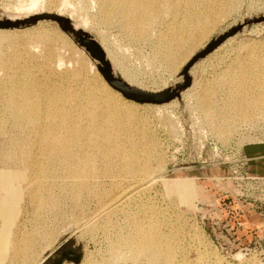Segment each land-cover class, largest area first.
Returning <instances> with one entry per match:
<instances>
[{"label":"rangeland","instance_id":"374dc122","mask_svg":"<svg viewBox=\"0 0 264 264\" xmlns=\"http://www.w3.org/2000/svg\"><path fill=\"white\" fill-rule=\"evenodd\" d=\"M30 1L0 0V264H35L42 254L40 264H50L67 248L84 252L80 264H152L149 254L133 259L124 245L133 217L161 224L177 260L187 264H216L215 256L224 264H264V179L247 178L253 175L242 160L245 148H264V0H199L196 7L211 15L209 28L185 33L181 47L176 28L189 14L173 15L166 2L147 34L135 37L115 6L108 17L102 0H39L36 13L16 10ZM56 15L85 22L127 84L157 94L177 90L180 98L124 96ZM196 29L195 23L187 28ZM168 38L176 43L171 56ZM25 71L44 94L60 88L63 106L87 133L98 126L95 142L90 134L80 142L88 188L76 185L79 163L68 167L31 126L17 125L8 91ZM189 76L192 84L179 87ZM91 113L99 114L98 124ZM154 150L159 158L148 162ZM133 184L140 186L132 198L113 213L101 212L107 199Z\"/></svg>","mask_w":264,"mask_h":264},{"label":"bare ground","instance_id":"6f19581e","mask_svg":"<svg viewBox=\"0 0 264 264\" xmlns=\"http://www.w3.org/2000/svg\"><path fill=\"white\" fill-rule=\"evenodd\" d=\"M198 1L199 0H119V2H116L115 0H102V7L105 8V12L107 13L108 17H110L111 15H113L112 8L115 6L118 15L122 17L124 23L134 29L133 32L135 37H142L147 34V32L149 31V26L154 23L156 18L161 13L160 4L162 2L167 3L168 10L173 15L185 11L187 14H189L188 19L187 21H185V17L183 22L179 24L180 27L178 26L179 28H176L175 34L177 35V38L180 37L181 39L180 40L176 38V40L179 41L176 42L177 46L181 47V41L184 40L183 36L185 33H187L188 36L193 37L195 33H200V35L203 32L206 33V30L209 28L208 23L210 21L211 15H207L206 13H204V10L200 9L201 7H196ZM38 5L39 0H31L27 5L16 7V10L18 9L19 12L20 10H25V13L27 14L36 13V11L34 10L37 9ZM188 5H191L192 8H188ZM20 13H22V11ZM59 15L62 14L59 13ZM69 18L72 17L69 16ZM190 23H195L197 28L196 31H193L192 33L187 30ZM74 25L77 28L87 29L85 26V22L75 21ZM173 29H175V27ZM2 31L5 30L0 29V32ZM175 45H173L172 38H168L167 41L164 42V46L167 49L168 56H171L173 53H175L174 51H172V47ZM176 48L177 47H175L174 50H176ZM81 49L82 51H84V48ZM106 53L107 57H111V59L113 60L110 53ZM94 65L93 67L95 68ZM115 66L116 68L120 69L117 64H115ZM120 71L122 72V70ZM122 73L123 75H126L125 72ZM100 78L103 82V86H105V88H108V82L102 77ZM129 79L131 80V78ZM39 85L40 81L35 78L30 72L25 71L24 73H22V75L16 80V82L9 88L8 107L14 115L17 121V125L21 127L31 126L35 130L36 135L45 144H47L48 150L50 151L52 157L62 158L68 167L70 166L71 161H76V163L80 164V168L77 169L75 174L77 181H79L80 183L76 185L77 187H80L79 189L88 188V186L83 183L88 178L86 173L88 170V160L80 150V142H82L83 139L86 138L85 136L89 134L90 136H92L93 142H95V138L97 137H95L96 130H99V128L94 124L93 132L87 133L86 128L83 125H79L78 117L73 118L72 114L68 113L66 108L63 106V103L67 101V98L65 95L61 94L62 90L57 86H54L53 91H48L44 94L39 91ZM116 93L120 96L119 92ZM41 99H43L45 102H41ZM90 100L91 102H96L95 96L91 97ZM97 115L99 114L91 113L90 117L92 119L90 121L92 123L98 122ZM155 150L148 154V162H152L153 160L159 158V153ZM132 171L133 173H139L141 170L133 167ZM142 172L146 173V177L150 176V174H152L151 164L148 163L147 165H145ZM139 186V184H133L127 187H123L119 191L115 192L112 197L107 199V201L103 204L101 212H115L120 206L125 203L127 199H129L130 197L132 198L133 194H135ZM75 191L79 192L78 188H75ZM129 223L132 226V231H129L130 233L128 234H125L122 237V240L124 242V245L128 246V248L132 250L130 255H132L133 259H138L142 254L146 253L149 254L152 264H187L185 260H177L175 251L176 247L171 242V239H169V237L163 233L164 231L159 229V225L161 224H159L158 222H151L148 225H145L144 220H141V218L139 217H133L131 219V222ZM7 232L8 224H6L5 228L2 231L1 244L3 251L7 248L6 245L8 243V240L5 238V234ZM45 233L47 232L45 231ZM54 243V240L48 243V246H46V249L43 251V253L47 249L52 247ZM112 251L114 257L117 259V257H119V255L117 254L118 251H116V248H114ZM46 256L47 255L42 254L39 259H37L35 264H40L46 258ZM237 256H239V254ZM215 257H217L218 259V261L216 260V264H224V258H222V256ZM83 258L84 252L82 260ZM82 260L80 263H82ZM89 263L92 264V259H90Z\"/></svg>","mask_w":264,"mask_h":264},{"label":"water","instance_id":"95a60500","mask_svg":"<svg viewBox=\"0 0 264 264\" xmlns=\"http://www.w3.org/2000/svg\"><path fill=\"white\" fill-rule=\"evenodd\" d=\"M58 21H65L66 25L64 26L67 31H70L79 37V42L89 51L92 57L99 59L104 66L98 65L99 70L104 75L106 80L114 88L123 93L124 96L130 99H135L137 101H142L144 99L153 100L157 99L160 102H166L174 99L176 96L180 98V92L177 90H165L160 93H150L140 89H136L129 84H127L122 78L113 73V67L110 65V62L107 58L106 52L104 51L101 44L96 40V38L86 30L82 28L75 27L74 23L68 18H61L59 16H54ZM63 26V23H62ZM223 38L219 41H214L206 51L201 52L198 57L204 56L210 51H212L216 46L222 42ZM192 84V78L189 76L188 80L183 85H178L179 87L186 88ZM140 96H143L141 99ZM83 257V251L75 250H66L61 254L57 255L53 262L50 264H63L66 260L73 261L76 264H79Z\"/></svg>","mask_w":264,"mask_h":264},{"label":"crops","instance_id":"0c3cea01","mask_svg":"<svg viewBox=\"0 0 264 264\" xmlns=\"http://www.w3.org/2000/svg\"><path fill=\"white\" fill-rule=\"evenodd\" d=\"M131 83L130 80H128ZM249 148V149H248ZM244 157L246 159L245 164H248V168L253 176H264V148L258 146H249L244 150ZM67 262L65 264H70Z\"/></svg>","mask_w":264,"mask_h":264},{"label":"built area","instance_id":"2783aa9c","mask_svg":"<svg viewBox=\"0 0 264 264\" xmlns=\"http://www.w3.org/2000/svg\"><path fill=\"white\" fill-rule=\"evenodd\" d=\"M244 162H246V159H242ZM247 178H252V179H264V177H258V176H248Z\"/></svg>","mask_w":264,"mask_h":264},{"label":"flooded vegetation","instance_id":"af4514ba","mask_svg":"<svg viewBox=\"0 0 264 264\" xmlns=\"http://www.w3.org/2000/svg\"><path fill=\"white\" fill-rule=\"evenodd\" d=\"M67 249H68V248H67ZM67 249H66V250H67Z\"/></svg>","mask_w":264,"mask_h":264}]
</instances>
